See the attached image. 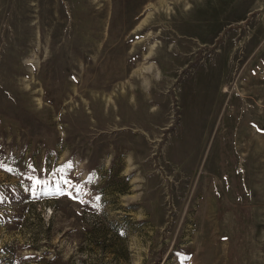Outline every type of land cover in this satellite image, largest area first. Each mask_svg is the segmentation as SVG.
Here are the masks:
<instances>
[{"label":"rangeland","instance_id":"obj_1","mask_svg":"<svg viewBox=\"0 0 264 264\" xmlns=\"http://www.w3.org/2000/svg\"><path fill=\"white\" fill-rule=\"evenodd\" d=\"M262 130L264 0H0V264H264Z\"/></svg>","mask_w":264,"mask_h":264},{"label":"snow or ice","instance_id":"obj_2","mask_svg":"<svg viewBox=\"0 0 264 264\" xmlns=\"http://www.w3.org/2000/svg\"><path fill=\"white\" fill-rule=\"evenodd\" d=\"M262 131H264V130H262ZM72 166H73V165L71 164V162H69L67 165H65L64 167H62V168H60V169H57L56 171H57V172H63L65 167L68 168V169H71ZM30 167H31V166H30ZM0 169L6 170V171H9V172L12 171V169H11V168H8V167L4 164V162H3L2 160H0ZM28 178H29V179H33L32 176H29ZM91 179H92V178L90 177V178H89V182H91ZM60 181H61L63 184H65L66 186H68V187H75V191H76V192H81V191H82V189H81L79 186H74V185H72L71 182H70L69 180H67L64 176H61V177H60ZM33 183H34V186H35V185H39V184L41 183V181H40V180H33ZM58 191H59V194H69V195L71 194V193H65V192L62 191V190H58ZM3 199H4L3 193H0V202H2ZM96 199H99V197H97Z\"/></svg>","mask_w":264,"mask_h":264}]
</instances>
